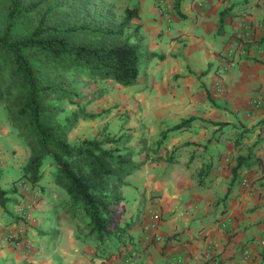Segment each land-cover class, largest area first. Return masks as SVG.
Masks as SVG:
<instances>
[{
	"label": "rangeland",
	"instance_id": "rangeland-1",
	"mask_svg": "<svg viewBox=\"0 0 264 264\" xmlns=\"http://www.w3.org/2000/svg\"><path fill=\"white\" fill-rule=\"evenodd\" d=\"M63 1L67 6L69 0ZM173 3L174 0H90L84 9L95 13L111 9L117 23L126 8L139 5V18L125 29V34L134 41L133 34L139 27L147 48L138 82L121 87L111 81L93 80L86 73L66 74L67 82L77 90V97L58 103L63 122L72 123L74 113L97 116L73 121L67 136L70 145L77 146L83 140L120 138L136 153L134 160H145L144 169L130 179L146 184L145 192L158 187V168L163 176L182 178L189 174L196 181L214 175L224 152L232 147L242 149L244 139L255 127L247 128L240 118L243 107L257 105L251 93L245 94V104L239 103L238 94L225 87L234 78L230 68L234 70L241 54L234 49L228 56L219 52L212 64L188 56V44L181 35H170L172 23L180 18ZM1 7L7 6L0 4V11ZM38 9L43 11V7ZM37 13L19 18L14 34L28 33L40 17ZM151 53L156 55L148 59ZM161 55L164 60L159 59ZM192 117L195 120L190 129L168 131ZM5 122L4 107L0 105V152L3 150L0 163L3 158L6 163L12 162L0 182L3 189H17L15 195H10L12 201L7 211L0 207V264H107L110 252L113 251L111 257H116L119 249L93 241L87 235V218L82 212L76 219L70 218L68 201L52 191L55 169L49 160L42 167L43 195L35 194L39 193L36 189L39 185L33 188L25 178L20 179L30 152L14 129L12 141L3 139L1 123ZM164 133L166 136L162 137ZM153 192L156 191L150 194L156 197ZM119 205L115 208L118 223L123 218ZM70 224L75 230L67 236L65 231L72 227Z\"/></svg>",
	"mask_w": 264,
	"mask_h": 264
},
{
	"label": "trees",
	"instance_id": "trees-1",
	"mask_svg": "<svg viewBox=\"0 0 264 264\" xmlns=\"http://www.w3.org/2000/svg\"><path fill=\"white\" fill-rule=\"evenodd\" d=\"M74 1L64 6L63 0H0L7 6L0 11V105L7 123L30 152L20 179L25 178L35 187L43 179L44 162L49 160L55 169L53 183L69 197L70 218L76 219L82 212L87 218V235L98 245L107 243L110 249H117L125 245L132 227L130 223L117 224L111 230L115 208L122 202L118 189L145 165V160H134L136 153L120 138L70 145L67 136L73 121L97 116L74 113L72 123H66L59 118L58 103L77 97L66 74L86 73L93 80L111 81L121 87L136 85L147 48L139 27L133 34L134 41L125 34L132 20L139 18V5L126 8L117 23L111 9L95 13L84 9L90 0ZM181 1L174 0L173 8L178 17L184 18ZM231 10L225 8L219 13V35H223L225 19L236 15ZM37 11L40 17L32 29L16 36L18 19ZM153 55L149 54L148 59ZM158 57L164 60L163 55ZM194 120L183 119L168 131H186ZM245 162L246 158L239 157L231 168L228 191ZM2 175L0 169V181ZM16 193V188L3 189L0 182L3 211L12 201L10 195Z\"/></svg>",
	"mask_w": 264,
	"mask_h": 264
},
{
	"label": "crops",
	"instance_id": "crops-1",
	"mask_svg": "<svg viewBox=\"0 0 264 264\" xmlns=\"http://www.w3.org/2000/svg\"><path fill=\"white\" fill-rule=\"evenodd\" d=\"M230 7L236 15L225 19L219 35V13ZM180 11L184 18L172 23L170 35H181L188 56L212 64L219 52L228 56L234 49L241 54L234 70L230 68L233 84L228 81L225 87L238 94L239 103L245 104V94L251 93L257 105L243 107L239 117L247 128L255 127L244 139L245 146L224 152L216 172L206 179L163 176L158 168V187L145 192L141 180L130 181L143 166L127 177L119 188L123 210L119 224L132 227L118 254L136 253L131 264H264V0H182ZM1 125L3 139L12 141L13 128L6 122ZM239 157L246 158L245 166L228 191L231 168ZM2 161L3 178L12 162ZM38 185L35 194L43 195ZM52 191L69 200L57 185ZM150 191H156V197ZM74 227L65 234L71 236Z\"/></svg>",
	"mask_w": 264,
	"mask_h": 264
},
{
	"label": "built area",
	"instance_id": "built-area-1",
	"mask_svg": "<svg viewBox=\"0 0 264 264\" xmlns=\"http://www.w3.org/2000/svg\"><path fill=\"white\" fill-rule=\"evenodd\" d=\"M117 207V206H116ZM118 214H117V211H116V209H115V211H114V216H113V218H112V226H111V230H114L115 229V226L117 225V224H119L118 223ZM116 255V257H110L109 259H108V262H107V264H131V262H132V260L134 259V257H135V255H136V253H131V254H128V253H125V254H121L122 256H120V254H115ZM244 256L245 257H249V255H248V253H244ZM119 257H122V261H120L118 258Z\"/></svg>",
	"mask_w": 264,
	"mask_h": 264
}]
</instances>
